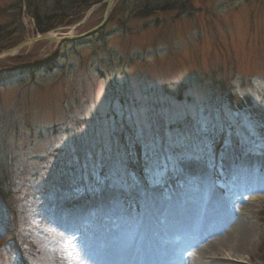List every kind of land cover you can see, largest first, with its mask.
<instances>
[{
	"label": "rangeland",
	"instance_id": "1",
	"mask_svg": "<svg viewBox=\"0 0 264 264\" xmlns=\"http://www.w3.org/2000/svg\"><path fill=\"white\" fill-rule=\"evenodd\" d=\"M105 1L47 34L88 32ZM126 2L90 37L0 60V165L12 188L0 197V264H81L94 240L132 236L151 192L175 208L216 196L253 227L240 263L264 264V0H192L183 14L138 19ZM13 4L0 0V40L21 24L20 42L39 36ZM192 250L185 264L235 261Z\"/></svg>",
	"mask_w": 264,
	"mask_h": 264
},
{
	"label": "bare ground",
	"instance_id": "2",
	"mask_svg": "<svg viewBox=\"0 0 264 264\" xmlns=\"http://www.w3.org/2000/svg\"><path fill=\"white\" fill-rule=\"evenodd\" d=\"M187 169L192 177L196 175L197 167ZM195 182L205 185L204 181ZM157 197L153 192L143 194V210L132 236L123 239L120 232L104 242L94 240L81 264H185L183 252L192 249L204 260L220 250L235 257V261L222 258L207 264H241L253 227L226 213L216 196L201 192L197 200L178 208L174 202L160 206ZM101 198L109 201L114 196L102 194ZM178 236L182 237L180 244L175 241Z\"/></svg>",
	"mask_w": 264,
	"mask_h": 264
},
{
	"label": "trees",
	"instance_id": "3",
	"mask_svg": "<svg viewBox=\"0 0 264 264\" xmlns=\"http://www.w3.org/2000/svg\"><path fill=\"white\" fill-rule=\"evenodd\" d=\"M105 0H14L11 10L21 17L23 3L35 21V26L40 34L63 25L72 12L88 10ZM129 18H148L167 12L183 14L189 10L192 0H126ZM128 7V8H127ZM13 27L11 32H6L8 37L0 40V52L16 46L22 39L23 27ZM0 28V34H1ZM4 167L0 165V197L5 201L11 199L12 191L10 176H7ZM12 240H15L13 237Z\"/></svg>",
	"mask_w": 264,
	"mask_h": 264
},
{
	"label": "water",
	"instance_id": "4",
	"mask_svg": "<svg viewBox=\"0 0 264 264\" xmlns=\"http://www.w3.org/2000/svg\"><path fill=\"white\" fill-rule=\"evenodd\" d=\"M115 1L116 0H106L105 1L106 8H105V12H104L102 21L100 22V24H98L96 27L92 28L88 32H85L84 34H81L78 36L67 35V36H64L62 38V40L55 39L54 37L49 36L48 34L39 35L36 38L24 40L21 43H19L17 46L0 53V60L6 59V58H11V57L15 56L22 49L29 47L30 45L34 44L37 41H48V42H53L56 44H61V41H64V42L70 41L71 42V41H75V40L84 39V38L90 37V36L98 33L107 24L109 17H110V14H111V11H112L113 4Z\"/></svg>",
	"mask_w": 264,
	"mask_h": 264
}]
</instances>
